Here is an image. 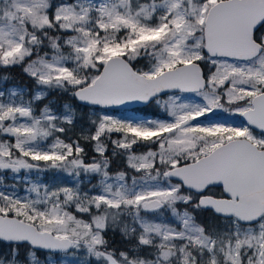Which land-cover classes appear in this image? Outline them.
I'll return each instance as SVG.
<instances>
[{
  "label": "snow or ice",
  "instance_id": "1",
  "mask_svg": "<svg viewBox=\"0 0 264 264\" xmlns=\"http://www.w3.org/2000/svg\"><path fill=\"white\" fill-rule=\"evenodd\" d=\"M0 264H264V0H0Z\"/></svg>",
  "mask_w": 264,
  "mask_h": 264
},
{
  "label": "trees",
  "instance_id": "2",
  "mask_svg": "<svg viewBox=\"0 0 264 264\" xmlns=\"http://www.w3.org/2000/svg\"><path fill=\"white\" fill-rule=\"evenodd\" d=\"M10 74H11L13 77H15L17 80L20 79V70H19L18 68L12 69V70L10 71ZM25 79H26V78H25ZM45 102H46V101H45ZM40 107H42V105H40ZM152 111H153V112H158L157 109H153ZM93 182H95V181H93ZM117 239H118V238H117Z\"/></svg>",
  "mask_w": 264,
  "mask_h": 264
},
{
  "label": "rangeland",
  "instance_id": "3",
  "mask_svg": "<svg viewBox=\"0 0 264 264\" xmlns=\"http://www.w3.org/2000/svg\"><path fill=\"white\" fill-rule=\"evenodd\" d=\"M188 95H191V94H188ZM193 99H197V98H195V97L193 96ZM219 116L222 117L223 119H228V117H227L226 114H219ZM201 119H203V118H201ZM214 119H215V118H214ZM232 119H238V118H237V117H236V118L233 117Z\"/></svg>",
  "mask_w": 264,
  "mask_h": 264
},
{
  "label": "flooded vegetation",
  "instance_id": "4",
  "mask_svg": "<svg viewBox=\"0 0 264 264\" xmlns=\"http://www.w3.org/2000/svg\"><path fill=\"white\" fill-rule=\"evenodd\" d=\"M236 118V117H235ZM238 119H240L239 117H237Z\"/></svg>",
  "mask_w": 264,
  "mask_h": 264
}]
</instances>
